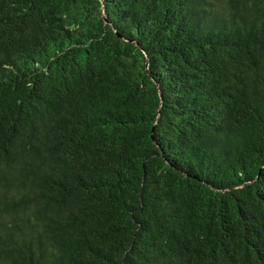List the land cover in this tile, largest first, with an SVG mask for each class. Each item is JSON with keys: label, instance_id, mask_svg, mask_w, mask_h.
<instances>
[{"label": "trees", "instance_id": "16d2710c", "mask_svg": "<svg viewBox=\"0 0 264 264\" xmlns=\"http://www.w3.org/2000/svg\"><path fill=\"white\" fill-rule=\"evenodd\" d=\"M0 264H264V0H0Z\"/></svg>", "mask_w": 264, "mask_h": 264}, {"label": "water", "instance_id": "95a60500", "mask_svg": "<svg viewBox=\"0 0 264 264\" xmlns=\"http://www.w3.org/2000/svg\"><path fill=\"white\" fill-rule=\"evenodd\" d=\"M103 13V12H102Z\"/></svg>", "mask_w": 264, "mask_h": 264}]
</instances>
